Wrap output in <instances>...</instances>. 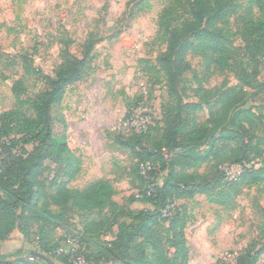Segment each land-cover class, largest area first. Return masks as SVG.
Wrapping results in <instances>:
<instances>
[{
  "label": "trees",
  "instance_id": "16d2710c",
  "mask_svg": "<svg viewBox=\"0 0 264 264\" xmlns=\"http://www.w3.org/2000/svg\"><path fill=\"white\" fill-rule=\"evenodd\" d=\"M148 2L139 0L137 5ZM234 15L241 25L237 32H232L229 24ZM237 34L247 62L258 63L264 55V0H171L159 17L157 39L164 50L155 62L141 63L164 82L171 102L165 107L158 137H153L147 126L126 139H116L136 161L131 168L137 185L133 178L129 184L137 194L127 198L125 206L115 202L117 191L106 180L83 189L69 187L80 164L67 146L65 133L54 134L50 112L63 100L67 88L83 78L91 45L78 58L68 51L70 41L61 40L62 62L55 74L46 78L45 91L31 102L34 116L16 111L0 115V243L18 230L36 252L51 261L70 264L67 255L56 254L60 241L53 233L74 213L81 226L72 238L84 264H189L185 233L189 215L184 201L203 194L219 205L223 203L210 197L213 191L264 183V169L247 166L264 155V138L254 133L253 121L241 109L245 97L242 88L256 84L257 72L235 62L233 40ZM188 53L203 56L220 71L233 73L238 85L220 89L198 84L194 89L197 101L184 102ZM203 110L208 113L206 124H198L195 114ZM64 125L62 122L63 130ZM150 141L153 144L148 148ZM222 143L228 145L218 150ZM19 145H33V150L20 148L19 155ZM203 147L206 149L201 150ZM52 150L56 155L66 154V158L62 180L47 188L40 179ZM224 157L230 161L227 165L239 168L234 179L227 177L222 163L199 173L210 160ZM146 163L150 169L142 175L140 167ZM134 202L150 208L131 209ZM260 236L264 238V225ZM29 252L13 264H43L29 257ZM263 252L264 239L260 248L249 244L233 262L213 264H257ZM0 260L8 261L1 255ZM4 262L1 264H8Z\"/></svg>",
  "mask_w": 264,
  "mask_h": 264
},
{
  "label": "rangeland",
  "instance_id": "374dc122",
  "mask_svg": "<svg viewBox=\"0 0 264 264\" xmlns=\"http://www.w3.org/2000/svg\"><path fill=\"white\" fill-rule=\"evenodd\" d=\"M138 2L0 0V115L16 111L25 117L34 116L31 102L45 91L46 78L52 77L62 62L61 40L70 41L68 51L78 58L91 45L83 78L68 87L63 100L51 109L53 132L65 133L67 146L80 164L69 187L83 189L95 181L106 180L116 189L114 200L121 206L137 194L129 184L134 179L137 185L131 168L136 161L116 139H126L147 126L151 135L158 137L165 107L171 102L164 82L141 63L155 62L164 50L157 39L158 20L171 0H149L141 5ZM229 24L232 32L241 27L237 15L229 19ZM233 45L237 48V65L257 72L256 84L242 88L245 97L241 109L253 121L254 133L264 138V55L258 63L249 64L238 34ZM186 60L189 70L183 74L184 102L197 101L194 89L198 84L220 89L238 85L233 73L216 69L203 56L188 53ZM195 116L198 124H206V110ZM152 144L150 141L146 146L150 148ZM231 144L234 145L232 140ZM225 145L228 144H219L217 149ZM20 148L31 152L33 145L16 147L19 155ZM65 158L66 154L50 151L40 179L45 187L58 185L62 180ZM220 163L225 164L222 170L229 179L239 174V168L227 165L230 161L225 157L210 160L199 173ZM247 166L264 169V155ZM210 197L223 204H214L203 194L184 201L189 215L185 230L189 264L233 262L249 244L260 248L264 239L260 236V227L264 225V183L224 187L220 193L213 191ZM143 207L150 206L138 202L130 205L135 210ZM78 217L72 213L68 223L53 233L54 239L60 241L56 254L65 255L70 250L68 239L81 226ZM5 246L6 243H0V251ZM32 246L26 243L24 254L35 251ZM52 262L60 264L55 259ZM257 264H264V252Z\"/></svg>",
  "mask_w": 264,
  "mask_h": 264
},
{
  "label": "crops",
  "instance_id": "0c3cea01",
  "mask_svg": "<svg viewBox=\"0 0 264 264\" xmlns=\"http://www.w3.org/2000/svg\"><path fill=\"white\" fill-rule=\"evenodd\" d=\"M136 207H138V205H136ZM142 209H148V207L139 208L138 210H142ZM116 231L117 228H114V232ZM4 243H6V246L0 251V255L2 257H5L6 260H12L18 257H24L26 255L24 254L25 253L24 250L26 248V242L24 241L22 235L19 233L18 230H14L10 234L9 239Z\"/></svg>",
  "mask_w": 264,
  "mask_h": 264
},
{
  "label": "built area",
  "instance_id": "2783aa9c",
  "mask_svg": "<svg viewBox=\"0 0 264 264\" xmlns=\"http://www.w3.org/2000/svg\"><path fill=\"white\" fill-rule=\"evenodd\" d=\"M144 128H142L143 130ZM140 130V131H142ZM150 169V165L148 163L142 165L140 167L141 174L144 175L147 170ZM69 242H71V247L68 252H65V255L69 257L70 264H84L83 257L78 254L79 246L75 239L72 237L68 239Z\"/></svg>",
  "mask_w": 264,
  "mask_h": 264
},
{
  "label": "water",
  "instance_id": "95a60500",
  "mask_svg": "<svg viewBox=\"0 0 264 264\" xmlns=\"http://www.w3.org/2000/svg\"><path fill=\"white\" fill-rule=\"evenodd\" d=\"M28 256L32 257V258H35V259L41 261L44 264H54L48 257H46L45 255H43V254H41L39 252H36V251H30ZM21 258L22 257H18V258L12 259V260H8L6 262L0 260V264L3 263V262L4 263H8V264H13V263H16V262L20 261Z\"/></svg>",
  "mask_w": 264,
  "mask_h": 264
}]
</instances>
